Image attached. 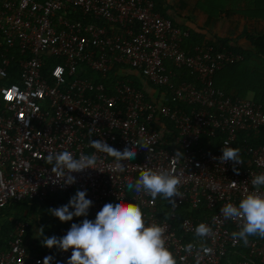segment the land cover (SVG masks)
<instances>
[{
    "label": "built area",
    "instance_id": "obj_1",
    "mask_svg": "<svg viewBox=\"0 0 264 264\" xmlns=\"http://www.w3.org/2000/svg\"><path fill=\"white\" fill-rule=\"evenodd\" d=\"M77 13L82 20L73 18ZM188 36L155 12L153 0H0V209L87 190L91 220L118 198L140 204L147 223L166 227L178 264H196L201 241L195 228L201 223L214 235L203 241L210 251L200 253V264H264V238L251 236L247 246L234 242L239 225L220 214L227 203L238 205L255 191L251 180L264 173V104L233 99L215 87L216 74L243 62L242 54L211 46L189 54L182 49ZM56 59L44 72L46 62ZM167 63L190 71L196 82L176 83L180 77ZM116 65L124 67L120 79L110 75ZM125 67L146 84L166 87L180 106L168 105L166 94L151 100L124 77ZM87 71L102 80L93 82ZM91 139L119 150L147 142L151 150L137 146V156L120 173L113 171V157L90 146ZM225 141L240 149L238 172L218 160ZM177 150L184 156L174 159ZM61 151L76 158L95 153L103 172L87 169L72 173L77 182L71 186L53 184L46 157ZM146 168L180 176L183 196L175 206L127 189ZM181 211L186 216L179 221ZM29 228L27 221H15L8 237L0 238V264H43L52 256L31 254ZM189 243L197 246L191 254L184 250ZM71 254L60 250L55 264H67Z\"/></svg>",
    "mask_w": 264,
    "mask_h": 264
},
{
    "label": "clouds",
    "instance_id": "obj_2",
    "mask_svg": "<svg viewBox=\"0 0 264 264\" xmlns=\"http://www.w3.org/2000/svg\"><path fill=\"white\" fill-rule=\"evenodd\" d=\"M88 135L94 136L92 129ZM228 143L224 142L223 154L218 160L221 164L231 162L233 170L238 172L236 165L243 163L240 149L229 147ZM90 146L96 152L113 157L116 161L113 171L120 173L126 169L125 161L133 160L137 156V146L151 150L147 142L131 146L129 144L119 150L105 140L91 139ZM183 156V151L177 150L173 158L179 159ZM46 163L51 165L55 177L52 183H59L62 188L77 182L72 173L99 169L95 153L80 154L78 158L70 151L49 153ZM251 184L255 191L245 195L238 205L227 203L220 209L225 220H232L239 225V230L232 233L233 241H242L245 246L249 244L251 236L264 238V192L261 191L264 189V173L253 177ZM126 187L137 195L146 194L152 199L160 197L173 206L176 205L175 198L183 196L179 175L151 168L142 170L138 179L129 180ZM87 196V190H77L67 204L48 211L61 222L72 221L74 217H87L93 205V201ZM165 233V226L147 223L140 204L121 202L118 198L116 202L105 203L94 220L85 218L80 223H72L63 237L45 236L43 228L39 229L37 236L43 237L41 244L49 249L55 247L64 252L72 249L67 264H178L176 255L167 245ZM213 235V229L205 223L195 228V236L201 241L199 250L196 251V264H200L201 252L210 251L203 241ZM196 247V244L189 243L184 250L191 254ZM53 259V256H46L43 264H52Z\"/></svg>",
    "mask_w": 264,
    "mask_h": 264
},
{
    "label": "trees",
    "instance_id": "obj_3",
    "mask_svg": "<svg viewBox=\"0 0 264 264\" xmlns=\"http://www.w3.org/2000/svg\"><path fill=\"white\" fill-rule=\"evenodd\" d=\"M153 1L155 3V12H161L159 7L157 6V0H153ZM73 18L79 19V20L83 19L82 14L80 13L75 14ZM88 21H92V19L89 18ZM99 23L101 25H107V23L105 22H99ZM173 24L177 26L174 22ZM245 38L249 43L250 49H243L241 47H233L230 45V42L225 39L220 40L218 43L210 42L208 44H203V45L197 43L189 48H186L187 47L186 41L191 42L190 38L185 39V41L182 44V49L189 54H194V50L196 47L211 46V47H214L217 52L231 51V52L242 54L245 57V60L243 62L228 66L224 70L216 74L214 78L215 87L225 91L226 94L233 99L247 98L245 94H240V93H243V91L253 92L254 93L253 99L256 100L257 102H261L264 104V33L256 34V35L246 33ZM56 63H58L57 59L46 62L44 72H48V70L52 66H54ZM166 65L169 70H174L175 72L178 73L180 78L175 79L176 83H180L181 81L196 82V79H197L196 75H192L190 71L185 70V69L178 70L171 63H167ZM122 69H124V67L120 65H116L110 75L114 79H120V77L117 75V72ZM125 69L131 71V69H129L128 67L127 68L125 67ZM85 77L92 80L93 82H100L102 80V77L100 75L93 73L91 71H87L85 74ZM124 77L128 78L134 87L145 92L148 96V93L146 92V89L143 86V81L139 80L138 78H136L135 76L131 74L124 75ZM140 78H142L143 80L144 77L140 76ZM147 84L154 90H158L160 94H166L168 105H170L173 108L180 106V104L173 102L172 96L166 87H158L150 83H147ZM223 138L224 136L220 135L218 138L213 139L211 143L213 145L212 148L214 149V147L218 145L220 140H222ZM70 198L71 197L69 194H53L42 201L41 200H24V201L15 203V205L12 204L8 206L7 208L0 209V238L2 240H5L8 237V234L14 225L13 222H9L3 225L2 219L4 221L6 218H9L11 214H14L15 215L14 222L24 221L27 219L29 214L33 213V212H30L31 207L38 206L39 212L44 210L49 213L48 209L57 208L62 205H65L68 203ZM20 207H21V212H19ZM179 215H180L179 221H181L186 216V213L181 211ZM85 218L91 220V216L88 215L87 217H74L72 221L62 222L61 224L66 225L68 227L67 229L68 231L72 223H80ZM28 239L30 240L29 233L27 232L25 236V241L27 244L26 246L28 250L31 252V254L44 255L47 253H51L52 256L54 257L52 264H55L60 250L56 249L55 247L52 249H44L43 246L38 245L36 242L32 243ZM32 245L34 246L33 248H32Z\"/></svg>",
    "mask_w": 264,
    "mask_h": 264
},
{
    "label": "crops",
    "instance_id": "obj_4",
    "mask_svg": "<svg viewBox=\"0 0 264 264\" xmlns=\"http://www.w3.org/2000/svg\"><path fill=\"white\" fill-rule=\"evenodd\" d=\"M157 6L158 14L189 33L191 42L186 41V48L225 39L233 47L250 49L245 34L264 33V0H157ZM128 74L140 77L134 71L124 72ZM144 88L151 100H161L158 90ZM240 94L254 96L248 91Z\"/></svg>",
    "mask_w": 264,
    "mask_h": 264
},
{
    "label": "rangeland",
    "instance_id": "obj_5",
    "mask_svg": "<svg viewBox=\"0 0 264 264\" xmlns=\"http://www.w3.org/2000/svg\"><path fill=\"white\" fill-rule=\"evenodd\" d=\"M215 14H216V12H215ZM129 69H131V68H129ZM136 78L143 81V86L151 88L148 84H146L147 81L145 78H143V80L140 77H136ZM247 98L252 99V98H254V96L249 94L247 96ZM75 193L76 192H74V194ZM19 212H21V207L19 208ZM30 212H33V213L29 214L27 219L25 220L30 224V227H31L28 230L30 242H32V243L36 242L38 245L42 246L41 240L43 239V237L37 236V233H38L40 228L44 229V235L48 236V237H51L53 235H55L57 237H63L64 235H66L68 227L64 224H61L62 222L58 218L53 217L52 215H50V213H48L44 210L39 212L38 206L31 207ZM14 217H15V215L11 214L10 217L6 218L4 221L2 219V223L4 225L9 223V222L14 223V220H15ZM43 248L49 249L45 246H43Z\"/></svg>",
    "mask_w": 264,
    "mask_h": 264
}]
</instances>
